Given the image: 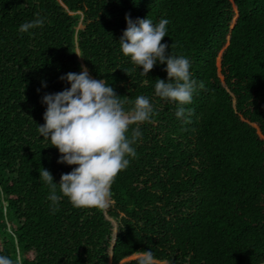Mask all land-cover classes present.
<instances>
[{
    "label": "trees",
    "instance_id": "trees-1",
    "mask_svg": "<svg viewBox=\"0 0 264 264\" xmlns=\"http://www.w3.org/2000/svg\"><path fill=\"white\" fill-rule=\"evenodd\" d=\"M69 12L82 14L76 34ZM37 14L44 25L21 33ZM126 15L169 20L161 43L204 83L184 105L191 123L155 94L166 65L143 75L122 54ZM74 43L125 110L143 95L153 115L138 125L137 155L115 177L106 209L62 197L53 214L39 170L58 184L76 166L57 163L37 126L42 97L79 73ZM147 250L168 264H264V0H0V255L14 264H138L124 260Z\"/></svg>",
    "mask_w": 264,
    "mask_h": 264
},
{
    "label": "clouds",
    "instance_id": "clouds-1",
    "mask_svg": "<svg viewBox=\"0 0 264 264\" xmlns=\"http://www.w3.org/2000/svg\"><path fill=\"white\" fill-rule=\"evenodd\" d=\"M125 20L127 27L119 40L122 54L142 69L143 75L158 63L166 65L164 71L168 80H155V94L176 102V117L191 123L194 109H186L184 105L192 103L193 93L197 87L203 89L204 83L192 79L189 59L170 55L169 46L161 43L167 36L169 20L160 19L154 24L147 17L134 21L127 15ZM44 23L45 18L37 14L34 20L21 24L19 31L25 33ZM60 79L70 87L42 97L46 105L44 124L37 126V130L58 150L57 163L76 167L61 174L58 184L46 169L39 170V177L50 188L48 200L53 214L62 197L75 208L106 209L112 198L115 177L127 169L129 157L137 155L133 145L142 135L138 125L151 122L153 106L147 97L140 95L131 109L125 110V98L118 97L104 79L91 78L84 65L79 73L69 72ZM133 125L137 127H131ZM139 257L138 264H168L158 260L150 250L139 251ZM0 264H14V261L0 255Z\"/></svg>",
    "mask_w": 264,
    "mask_h": 264
},
{
    "label": "rangeland",
    "instance_id": "rangeland-1",
    "mask_svg": "<svg viewBox=\"0 0 264 264\" xmlns=\"http://www.w3.org/2000/svg\"><path fill=\"white\" fill-rule=\"evenodd\" d=\"M69 14L75 16L76 19H77L76 24H75V27H74V32H75V34H76L79 30H81V29L83 28L82 14H81V13H78V12H69ZM73 35H74V34H73ZM74 36H75V35H74ZM74 42H75V40H74ZM73 51H74V53H75L76 56H77L76 63H77L78 72H80V71H81V65H84V64L81 63L82 60H81V58H80L79 50L77 49L75 43H74V46H73ZM89 75H90V74H89ZM90 76H91V75H90ZM91 78H93V77L91 76ZM93 79H94V78H93ZM113 225H114V227H113V231L115 232V231H116V224L113 222ZM136 257H139V255H132V256L128 257L127 259H125L124 261H126V260H130V259H134V258H136ZM122 262H123V261H122Z\"/></svg>",
    "mask_w": 264,
    "mask_h": 264
},
{
    "label": "water",
    "instance_id": "water-1",
    "mask_svg": "<svg viewBox=\"0 0 264 264\" xmlns=\"http://www.w3.org/2000/svg\"><path fill=\"white\" fill-rule=\"evenodd\" d=\"M78 49V48H77ZM115 238V237H114Z\"/></svg>",
    "mask_w": 264,
    "mask_h": 264
}]
</instances>
